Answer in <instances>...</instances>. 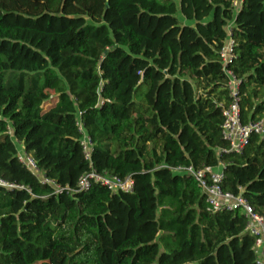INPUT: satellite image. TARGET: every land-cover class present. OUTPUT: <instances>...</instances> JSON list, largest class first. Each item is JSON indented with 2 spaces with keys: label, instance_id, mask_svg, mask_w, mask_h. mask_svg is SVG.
<instances>
[{
  "label": "trees",
  "instance_id": "trees-1",
  "mask_svg": "<svg viewBox=\"0 0 264 264\" xmlns=\"http://www.w3.org/2000/svg\"><path fill=\"white\" fill-rule=\"evenodd\" d=\"M234 1L0 0V264H255L243 214L174 171L223 165L264 216V134L236 155L220 132L229 37L241 121L264 122V0ZM89 172L133 191L76 192Z\"/></svg>",
  "mask_w": 264,
  "mask_h": 264
},
{
  "label": "built area",
  "instance_id": "built-area-1",
  "mask_svg": "<svg viewBox=\"0 0 264 264\" xmlns=\"http://www.w3.org/2000/svg\"><path fill=\"white\" fill-rule=\"evenodd\" d=\"M241 0H235L233 7L238 9ZM230 26L227 28L229 33ZM232 45L230 37L220 51V59L223 66V72L227 78L226 88L231 102L228 106L219 105L222 114V124L220 132L223 141L228 145V152L240 155L249 145L252 136H262L264 134V122H248L246 124L241 121V111L239 99L237 97L239 82L234 78L232 73L228 71L227 66L232 60ZM81 127V126H79ZM80 130H82L80 128ZM80 146L83 150L86 160H90L91 144L86 135L80 141ZM19 162L35 176L38 174L33 159L23 152L18 154ZM176 173L185 174L192 177L205 198L207 211L210 213L216 212H233L240 211L247 220L245 232L254 238L253 253L255 264H264V216L256 214L253 209L247 204L245 199L240 195L233 196L230 193H225L221 189L223 176V165L217 168H202L195 170L192 167L174 169ZM41 184L51 186L56 193L60 191L59 187L52 180L39 177ZM95 182L105 187L112 194L131 193L133 191L134 182L132 178L124 179L118 177L99 176L95 172H89L81 176L77 183L76 192H86L89 190L91 183ZM1 186L12 187L11 185L0 182Z\"/></svg>",
  "mask_w": 264,
  "mask_h": 264
},
{
  "label": "rangeland",
  "instance_id": "rangeland-1",
  "mask_svg": "<svg viewBox=\"0 0 264 264\" xmlns=\"http://www.w3.org/2000/svg\"><path fill=\"white\" fill-rule=\"evenodd\" d=\"M178 19L181 21V22H185L183 19H182V17H181V15H179L178 14ZM20 151V150H19ZM21 152V151H20ZM37 177H39L40 176V174H37L36 175ZM66 254H69V251H67V252H60V253H58V254H56V255H54V256H51L50 257V260H49V263L50 264H61L62 263V261H63V259H64V257L65 256H67Z\"/></svg>",
  "mask_w": 264,
  "mask_h": 264
},
{
  "label": "crops",
  "instance_id": "crops-1",
  "mask_svg": "<svg viewBox=\"0 0 264 264\" xmlns=\"http://www.w3.org/2000/svg\"><path fill=\"white\" fill-rule=\"evenodd\" d=\"M22 151V150H21Z\"/></svg>",
  "mask_w": 264,
  "mask_h": 264
}]
</instances>
